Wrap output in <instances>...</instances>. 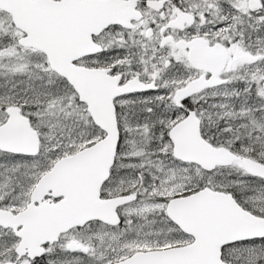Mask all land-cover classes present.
<instances>
[{"label": "snow or ice", "instance_id": "1", "mask_svg": "<svg viewBox=\"0 0 264 264\" xmlns=\"http://www.w3.org/2000/svg\"><path fill=\"white\" fill-rule=\"evenodd\" d=\"M0 264H264V0H0Z\"/></svg>", "mask_w": 264, "mask_h": 264}]
</instances>
